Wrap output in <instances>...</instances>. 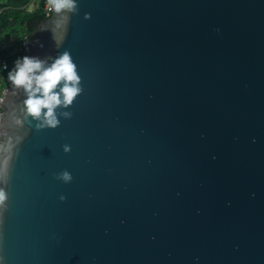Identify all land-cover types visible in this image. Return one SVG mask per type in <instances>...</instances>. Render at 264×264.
<instances>
[{
  "label": "water",
  "instance_id": "95a60500",
  "mask_svg": "<svg viewBox=\"0 0 264 264\" xmlns=\"http://www.w3.org/2000/svg\"><path fill=\"white\" fill-rule=\"evenodd\" d=\"M75 2L30 43L76 65L58 127L4 95L0 264H264V0Z\"/></svg>",
  "mask_w": 264,
  "mask_h": 264
},
{
  "label": "clouds",
  "instance_id": "9594fccd",
  "mask_svg": "<svg viewBox=\"0 0 264 264\" xmlns=\"http://www.w3.org/2000/svg\"><path fill=\"white\" fill-rule=\"evenodd\" d=\"M47 4L55 14H64L65 20L67 13L78 11L75 0H47ZM89 18L85 16V19ZM7 80L13 89H23L27 97L23 102L26 115L39 121L38 129H56L60 124L56 109L61 105L65 108L71 106L82 91L79 87L80 77L76 65L68 52L55 59L50 66H45V62L38 58L25 56L15 62V67L8 72ZM61 81L63 86L57 92L55 90ZM4 102V98H0V105ZM71 115V112L62 113L65 119L71 118ZM22 139V137L17 138L18 141ZM14 147L7 142L0 143V185L8 183V163L12 159ZM65 151H68L67 147ZM56 178L65 183L72 179L67 171L60 173ZM7 199L4 187H0V216L7 210Z\"/></svg>",
  "mask_w": 264,
  "mask_h": 264
},
{
  "label": "trees",
  "instance_id": "16d2710c",
  "mask_svg": "<svg viewBox=\"0 0 264 264\" xmlns=\"http://www.w3.org/2000/svg\"><path fill=\"white\" fill-rule=\"evenodd\" d=\"M29 3L30 0H0V7L6 8L5 12L0 14L2 43L5 44L10 39L15 42L8 50H5L10 61H14L16 58L17 54L14 52V47L19 45L21 38L27 35L32 41L38 31V24L46 19L41 11H24L23 9ZM7 75L8 72L0 73V87L5 84Z\"/></svg>",
  "mask_w": 264,
  "mask_h": 264
},
{
  "label": "built area",
  "instance_id": "2783aa9c",
  "mask_svg": "<svg viewBox=\"0 0 264 264\" xmlns=\"http://www.w3.org/2000/svg\"><path fill=\"white\" fill-rule=\"evenodd\" d=\"M30 5H35L36 8L33 10L41 11L42 15L45 18H49L52 14V8L47 4V0H30ZM6 8L0 7V14L2 12H5ZM1 33H0V73L9 72L15 67V62L19 59H22L25 56L31 57V49H30V43L31 40L28 38L27 35H24L18 46L14 47V52L17 54L14 61H10L9 56L5 53V50H8L9 47L12 45H9V43L14 42L12 39H10L7 43L3 44L1 39ZM13 44V43H12ZM15 44V43H14ZM4 85L0 87V98H4V95L6 91L10 88H13L12 85L5 80ZM3 110V105H0V115Z\"/></svg>",
  "mask_w": 264,
  "mask_h": 264
},
{
  "label": "crops",
  "instance_id": "0c3cea01",
  "mask_svg": "<svg viewBox=\"0 0 264 264\" xmlns=\"http://www.w3.org/2000/svg\"><path fill=\"white\" fill-rule=\"evenodd\" d=\"M29 5H30V3L23 10L26 11V12H32V11L29 10ZM12 43H9V45H14L15 42H12Z\"/></svg>",
  "mask_w": 264,
  "mask_h": 264
},
{
  "label": "rangeland",
  "instance_id": "374dc122",
  "mask_svg": "<svg viewBox=\"0 0 264 264\" xmlns=\"http://www.w3.org/2000/svg\"><path fill=\"white\" fill-rule=\"evenodd\" d=\"M36 1H38V0H36ZM35 8H36L35 5H29V10H30V11H33Z\"/></svg>",
  "mask_w": 264,
  "mask_h": 264
},
{
  "label": "flooded vegetation",
  "instance_id": "af4514ba",
  "mask_svg": "<svg viewBox=\"0 0 264 264\" xmlns=\"http://www.w3.org/2000/svg\"><path fill=\"white\" fill-rule=\"evenodd\" d=\"M38 30H39V24H38ZM38 32V31H37Z\"/></svg>",
  "mask_w": 264,
  "mask_h": 264
}]
</instances>
